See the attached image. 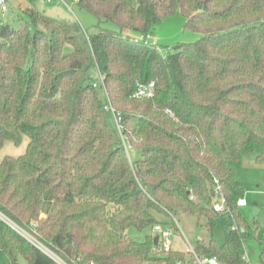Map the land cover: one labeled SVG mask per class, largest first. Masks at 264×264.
Masks as SVG:
<instances>
[{
  "label": "trees",
  "instance_id": "obj_1",
  "mask_svg": "<svg viewBox=\"0 0 264 264\" xmlns=\"http://www.w3.org/2000/svg\"><path fill=\"white\" fill-rule=\"evenodd\" d=\"M77 3L97 32L33 11L24 26L0 25V151L28 140L0 157V249L13 264H188L186 250H156L153 233L186 213L211 233L198 254L250 264L244 240L263 228L237 205L245 186L231 162L259 146L264 163V0ZM176 13L200 39L167 57L135 41ZM150 81L153 95L137 96ZM218 184L233 216L214 208ZM220 217L237 227L223 245Z\"/></svg>",
  "mask_w": 264,
  "mask_h": 264
},
{
  "label": "rangeland",
  "instance_id": "obj_2",
  "mask_svg": "<svg viewBox=\"0 0 264 264\" xmlns=\"http://www.w3.org/2000/svg\"><path fill=\"white\" fill-rule=\"evenodd\" d=\"M78 0H55L46 2L43 0H8V11L5 14L0 13V22L2 24L26 25V18L30 11L37 14L43 13L47 16L57 18H70L77 20L83 30L87 34H93L98 31V19L89 11L82 9L78 5ZM26 17V18H25ZM105 27L117 29L113 23H106ZM42 29V23L36 27ZM134 34V33H133ZM139 36V34H134ZM202 34L199 31L186 27V18L181 13L169 15L162 19L156 26L153 38H155L163 48H173L171 52L176 51L175 45L183 42H194L200 39ZM66 49H71V46H66ZM92 72L97 74V68H93ZM28 140L17 146L12 142L6 143L0 151V157L6 154L20 155L25 152ZM136 152L130 149V155L135 158ZM260 147L251 152L244 153L239 161L231 162V167L235 171V176L245 186L243 198L247 205L241 207V211L251 226L260 225L263 228V236L258 239H245L244 246L246 251V259L250 264H262L261 254L264 252V163L258 160ZM256 204L258 211L254 215L252 212L253 205ZM180 227L172 226L175 232L174 248L178 250H186L184 244V235L195 248L197 242L202 239H209L211 233L203 226L199 225L197 218L194 215L179 213L175 216ZM235 224V221L225 224L223 218L216 219V224L213 228L212 235L218 245L225 243V232L230 224ZM233 224V225H234ZM170 225V224H169ZM135 238H140L143 233L137 231L131 232ZM0 264H13L11 258L5 251L0 249ZM18 264H28L24 255L18 257Z\"/></svg>",
  "mask_w": 264,
  "mask_h": 264
},
{
  "label": "built area",
  "instance_id": "obj_3",
  "mask_svg": "<svg viewBox=\"0 0 264 264\" xmlns=\"http://www.w3.org/2000/svg\"><path fill=\"white\" fill-rule=\"evenodd\" d=\"M43 1L53 2L55 0H43ZM61 1H64V0H61ZM8 8H9L8 0H0V13L5 14L8 11ZM0 25H2L1 22H0ZM134 38H135L136 42H142L145 45H149V46L156 48L163 55V57H167L168 52L171 50V48H163L162 46H160L158 44L157 40L155 38H153V35H150V34L139 35V36H136ZM91 77L94 79V86L100 85V86L104 87V89H106L105 88L104 75L102 74V72L99 69H97V74H94V75L92 74ZM154 89H155V82L154 81H150L148 83H139L138 87H137L136 95L140 96V97L141 96H152L154 93ZM109 108L115 114L116 122L118 124V127L120 128L121 127L120 126V122H121L120 114L117 113L111 105ZM215 192L217 194V199H216V202L214 204L215 210L218 212L227 213V214H230L231 216H233L231 207L228 205L227 197L224 194L220 184L217 185ZM246 204H247V202L245 201L244 198H239L237 200V205L239 207H243ZM173 219H174L176 225L178 227H180L179 222L177 221L175 216H173ZM232 228L236 229L237 227L234 224L232 226ZM153 233L159 237V241H158L159 248H157L156 250L164 251V252H169L172 250V248L174 247L175 232H174L173 227L171 225L157 223L153 227ZM184 244L186 247V252L189 254L190 259H191L188 262V264H221L220 261L215 256H202V255L198 254L196 249L192 246V244L189 242V240L187 239V237L185 235H184ZM53 256H55V255H53ZM55 258L60 261V259L57 256H55Z\"/></svg>",
  "mask_w": 264,
  "mask_h": 264
},
{
  "label": "water",
  "instance_id": "obj_4",
  "mask_svg": "<svg viewBox=\"0 0 264 264\" xmlns=\"http://www.w3.org/2000/svg\"><path fill=\"white\" fill-rule=\"evenodd\" d=\"M257 211H258L257 205L254 204V205H253V209H252L253 214L255 215V214L257 213ZM158 241H159V237L156 236V237L154 238V243H155V245L158 244Z\"/></svg>",
  "mask_w": 264,
  "mask_h": 264
},
{
  "label": "crops",
  "instance_id": "obj_5",
  "mask_svg": "<svg viewBox=\"0 0 264 264\" xmlns=\"http://www.w3.org/2000/svg\"><path fill=\"white\" fill-rule=\"evenodd\" d=\"M133 36H136V35L133 34ZM246 205H247V204H246ZM246 205H245V206H246ZM243 207H244V206H243Z\"/></svg>",
  "mask_w": 264,
  "mask_h": 264
}]
</instances>
